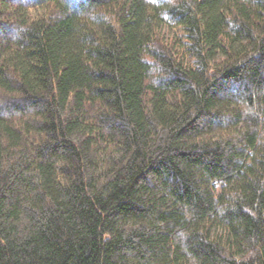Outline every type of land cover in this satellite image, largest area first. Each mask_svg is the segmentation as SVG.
<instances>
[{
  "label": "trees",
  "instance_id": "trees-1",
  "mask_svg": "<svg viewBox=\"0 0 264 264\" xmlns=\"http://www.w3.org/2000/svg\"><path fill=\"white\" fill-rule=\"evenodd\" d=\"M0 264H264V0H0Z\"/></svg>",
  "mask_w": 264,
  "mask_h": 264
},
{
  "label": "rangeland",
  "instance_id": "rangeland-1",
  "mask_svg": "<svg viewBox=\"0 0 264 264\" xmlns=\"http://www.w3.org/2000/svg\"><path fill=\"white\" fill-rule=\"evenodd\" d=\"M163 32L164 34L166 35V37L168 39H173V40H176V32L174 29H171L170 27H168L167 25H164L163 26Z\"/></svg>",
  "mask_w": 264,
  "mask_h": 264
}]
</instances>
